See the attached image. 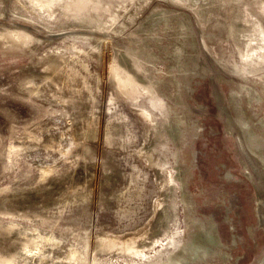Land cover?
<instances>
[{"label": "rangeland", "instance_id": "obj_1", "mask_svg": "<svg viewBox=\"0 0 264 264\" xmlns=\"http://www.w3.org/2000/svg\"><path fill=\"white\" fill-rule=\"evenodd\" d=\"M0 264H264V0H0Z\"/></svg>", "mask_w": 264, "mask_h": 264}]
</instances>
